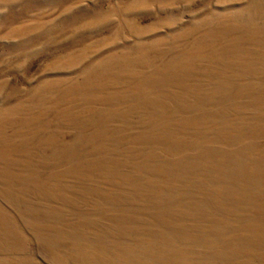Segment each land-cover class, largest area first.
Returning a JSON list of instances; mask_svg holds the SVG:
<instances>
[{"label": "rangeland", "instance_id": "1", "mask_svg": "<svg viewBox=\"0 0 264 264\" xmlns=\"http://www.w3.org/2000/svg\"><path fill=\"white\" fill-rule=\"evenodd\" d=\"M0 264H264V0H0Z\"/></svg>", "mask_w": 264, "mask_h": 264}]
</instances>
